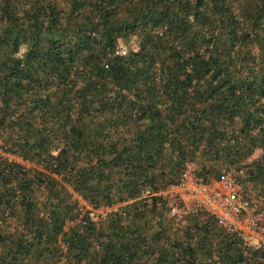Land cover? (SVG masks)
Listing matches in <instances>:
<instances>
[{"label": "trees", "instance_id": "obj_1", "mask_svg": "<svg viewBox=\"0 0 264 264\" xmlns=\"http://www.w3.org/2000/svg\"><path fill=\"white\" fill-rule=\"evenodd\" d=\"M187 162L264 198V0H0V264H264L169 217Z\"/></svg>", "mask_w": 264, "mask_h": 264}, {"label": "built area", "instance_id": "obj_2", "mask_svg": "<svg viewBox=\"0 0 264 264\" xmlns=\"http://www.w3.org/2000/svg\"><path fill=\"white\" fill-rule=\"evenodd\" d=\"M127 51L128 47L120 44L114 55H125ZM194 172L195 166L187 162L177 183L162 194L167 201L169 217L180 223L193 214L210 216L219 228L235 234L245 248L261 251L264 262V198L243 192L232 170H223L219 179L210 184L202 183ZM150 195V189H145L144 196Z\"/></svg>", "mask_w": 264, "mask_h": 264}, {"label": "rangeland", "instance_id": "obj_3", "mask_svg": "<svg viewBox=\"0 0 264 264\" xmlns=\"http://www.w3.org/2000/svg\"><path fill=\"white\" fill-rule=\"evenodd\" d=\"M127 47L130 49V50H137V47H138V39L137 37H132L130 42L128 43ZM21 51H23V48L21 49ZM261 154V150H256V152L253 154L252 156V159L254 158H257L259 155ZM12 160L14 159L16 162L18 163H22L24 164L27 168H31V169H37L38 171H41L43 172L42 168L41 167H37L33 164H27V163H24V162H21L20 159H17V158H11ZM45 173V172H44ZM166 192V189L161 191L159 194H163ZM75 198H77L80 202V205L85 207V211L86 212H89L90 216L93 217V218H96V216H102L104 214V212H106L108 209L106 208H99V209H95L89 205H87V203H85L84 201H82L80 198H78L77 196H75Z\"/></svg>", "mask_w": 264, "mask_h": 264}]
</instances>
